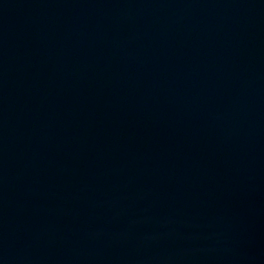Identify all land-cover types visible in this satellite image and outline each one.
Here are the masks:
<instances>
[{"label":"water","instance_id":"water-1","mask_svg":"<svg viewBox=\"0 0 264 264\" xmlns=\"http://www.w3.org/2000/svg\"><path fill=\"white\" fill-rule=\"evenodd\" d=\"M0 264H264V0H0Z\"/></svg>","mask_w":264,"mask_h":264}]
</instances>
